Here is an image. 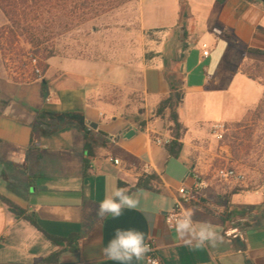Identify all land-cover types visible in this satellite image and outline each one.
Returning <instances> with one entry per match:
<instances>
[{"label":"crops","instance_id":"obj_1","mask_svg":"<svg viewBox=\"0 0 264 264\" xmlns=\"http://www.w3.org/2000/svg\"><path fill=\"white\" fill-rule=\"evenodd\" d=\"M137 2L143 29L175 27L188 33L179 69L185 91L179 114L186 128L180 155L172 157L155 142L157 136L171 139L162 120L141 131L113 105L92 99L80 79L63 75L26 82L1 74L0 264H120L101 249L118 229L129 228L143 232L145 243H155L161 264H264V54L249 51L264 50V4L187 0L191 17L183 28L181 0ZM177 49L171 55L181 53L180 43ZM169 71L158 57L144 67L147 115L169 95ZM39 111L79 113L78 120L96 134V157L86 175L83 131L73 124L38 123ZM217 122L230 126L223 140L211 133ZM132 129L135 135L126 137ZM223 166L239 169L248 181L221 179L217 170ZM193 172L204 185L186 209L193 212L194 223L211 224L223 236L215 248L185 245L166 221L178 189L183 183L196 185ZM147 174L155 175L151 188L129 192L143 211L97 217L99 203L120 181L133 186ZM2 196L32 213L41 229L13 213ZM202 201L216 214L199 206ZM47 234L78 238L57 245ZM55 252V259L44 261ZM127 264L149 263L143 258Z\"/></svg>","mask_w":264,"mask_h":264},{"label":"rangeland","instance_id":"obj_2","mask_svg":"<svg viewBox=\"0 0 264 264\" xmlns=\"http://www.w3.org/2000/svg\"><path fill=\"white\" fill-rule=\"evenodd\" d=\"M6 24L7 19L0 10V76L4 74L10 77L5 62L8 55L14 60L16 68L30 73V51L39 58L43 69L40 81L63 75L66 79H80L86 84L92 99L111 104L119 113L131 116L145 108L142 71L155 58L165 63L173 79L177 82L183 80L179 69L183 52L189 47L188 33L175 27L143 29L137 0L128 1L86 23L77 24L68 32L51 36L42 45L40 54L20 34L11 45L9 33L4 29ZM179 43L181 53L171 55L173 51H178ZM50 51L55 55L43 60V55ZM42 61L48 64L45 70ZM262 72L264 74V70ZM72 73L82 74L74 76ZM181 87L184 89V83Z\"/></svg>","mask_w":264,"mask_h":264},{"label":"trees","instance_id":"obj_3","mask_svg":"<svg viewBox=\"0 0 264 264\" xmlns=\"http://www.w3.org/2000/svg\"><path fill=\"white\" fill-rule=\"evenodd\" d=\"M128 1L131 0H0V10L7 19V24L4 29L9 33V43L12 45L17 40L19 34L23 35L33 45L35 52L40 54L43 51L42 45L48 42L51 36L68 32L75 25L86 23L98 17L100 14L121 6ZM181 14V25L183 28H186L188 19L191 17L187 0H181ZM1 46L0 40V48ZM249 51L264 54V50L256 48H250ZM54 55V52L50 51L43 55V60L46 61ZM42 64L44 70L48 68L46 62L42 61ZM167 79L170 83V93L166 98L161 100L150 113L149 117H145L144 115L146 113L145 108H142L135 116L127 113H123L122 115L129 119L141 131H146L148 123L154 122L156 119L164 121V128L171 135V139L165 144V147L172 157L177 158L183 149L182 138L186 131L179 114V109L184 102L185 96V91L181 87L184 79L182 81L180 79L177 82L169 73H167ZM78 115L79 113L39 111L37 122L47 124L49 127L73 124L83 131L86 152L84 173L86 175L91 168L93 159L96 157L97 136L90 127L83 124V120H78ZM102 144L106 146L107 142L103 141ZM152 178H155V175L147 174L146 176H142L133 186L120 181L119 188L129 187L127 190L128 193L135 190L151 188L150 181ZM2 199L18 217L28 220L34 226L41 229L36 217L32 213H29L26 209L4 196H2ZM198 205L205 211L216 214L212 208L207 206L206 201H202ZM230 214L227 213V217H230ZM222 217L226 219V215H222ZM47 236L57 245H61L64 242L71 244L78 238L76 234L68 238L50 234H47ZM58 254L59 252H55L53 255L45 258L44 261H51Z\"/></svg>","mask_w":264,"mask_h":264},{"label":"clouds","instance_id":"obj_4","mask_svg":"<svg viewBox=\"0 0 264 264\" xmlns=\"http://www.w3.org/2000/svg\"><path fill=\"white\" fill-rule=\"evenodd\" d=\"M124 209L139 210L140 202L138 199L129 195L127 189L118 188L110 197L104 198L98 205L97 217L104 220L108 217L118 218L122 215ZM151 225V217H148ZM176 238L185 245L194 247H212L215 248L223 243V236L215 226L211 224H197L193 221V212L191 210L182 211L175 218ZM151 251L148 244L145 243L143 232L135 229H118L112 239L102 247L101 252L109 260L127 264V262L141 260ZM150 264H158L157 260H151Z\"/></svg>","mask_w":264,"mask_h":264},{"label":"built area","instance_id":"obj_5","mask_svg":"<svg viewBox=\"0 0 264 264\" xmlns=\"http://www.w3.org/2000/svg\"><path fill=\"white\" fill-rule=\"evenodd\" d=\"M203 54L207 56L209 52L204 51ZM28 60L31 64L30 73H28L27 71L22 72L21 70L16 68V65L14 64V60H12L11 56L8 55L7 58L5 59V62L7 65L9 76L12 79H18L19 81H26V82L40 80L43 76V69L40 66L39 58L37 56H34L29 51ZM229 130H230V126L227 123H223V122H217L212 124L211 126V133L218 140H223ZM154 140L156 143L161 145H165L170 141L169 138L163 139L158 136L155 137ZM112 160L115 164H120L121 162L119 158H113ZM217 174L223 180H233L238 183H245L248 181L247 175L235 167H230V166L220 167L217 170ZM192 176L196 179V185H194L193 187H189L188 185H186V183H183V185L178 189V199L175 208L172 209L166 216V221L171 226L175 225V218L179 216L182 211H187L186 205L192 202L196 191L201 187H203L204 185V181L201 179L199 173L193 172ZM262 186L264 187V182ZM146 244H148L151 248V251L147 253L145 256L148 263L150 264L151 260H157L158 264H161V260L157 254V246L155 245V243L149 240L146 242Z\"/></svg>","mask_w":264,"mask_h":264},{"label":"water","instance_id":"obj_6","mask_svg":"<svg viewBox=\"0 0 264 264\" xmlns=\"http://www.w3.org/2000/svg\"><path fill=\"white\" fill-rule=\"evenodd\" d=\"M264 4V0H260ZM92 127L97 128V124H91ZM135 130H130L129 133H127L126 137L131 138L133 135H135Z\"/></svg>","mask_w":264,"mask_h":264}]
</instances>
